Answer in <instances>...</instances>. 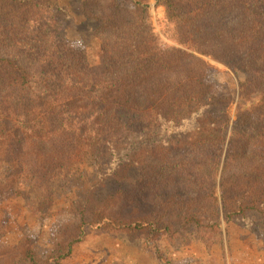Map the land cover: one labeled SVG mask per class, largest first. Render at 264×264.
Masks as SVG:
<instances>
[{
    "label": "trees",
    "instance_id": "trees-1",
    "mask_svg": "<svg viewBox=\"0 0 264 264\" xmlns=\"http://www.w3.org/2000/svg\"><path fill=\"white\" fill-rule=\"evenodd\" d=\"M155 1L166 8L185 49L153 47L148 0H85L86 17L101 20L96 36L104 53V77L96 83L88 63L59 46L54 34L42 31L41 42L25 34L20 42L4 43L0 126L9 140L75 143L81 136L75 123L85 119L104 130L92 151L101 164L115 158V174L137 168L177 137L199 142L207 158L198 159L199 174L191 181L204 191L198 202H206L218 219L222 205L227 217L264 214V0ZM48 20V31L56 32L60 22L52 12ZM204 57L248 74L241 83L247 96L261 95L251 108H237L220 184L219 153L233 102L230 95H216L215 85L205 80L210 62ZM95 88L98 95L92 96ZM199 208L192 206L187 214L197 217L203 213ZM146 219L119 226L148 232ZM26 259L37 264L31 250Z\"/></svg>",
    "mask_w": 264,
    "mask_h": 264
},
{
    "label": "rangeland",
    "instance_id": "rangeland-1",
    "mask_svg": "<svg viewBox=\"0 0 264 264\" xmlns=\"http://www.w3.org/2000/svg\"><path fill=\"white\" fill-rule=\"evenodd\" d=\"M148 1L153 47L185 49L166 8ZM85 5V0H0L1 55L8 53L4 43L20 42L25 34L41 42L44 31L88 63L94 83L101 81L104 53L96 36L101 20L86 17ZM50 12L60 22L56 32L48 31ZM30 32L36 35L30 38ZM204 58L210 62L205 80L215 85L216 95H230L233 102L219 153L220 184L237 108H251L261 95L247 96L241 83L248 74ZM75 124L81 128L75 143L30 134L31 140H9L0 126V264H28V250L37 264H264V214L227 217L222 205L218 219L206 202H198L204 191L191 181L199 174L198 159L207 158L199 142L177 137L137 168L115 174V158L101 164L92 151L104 130L85 119ZM192 206L203 213L187 214ZM140 217L151 230L119 226L136 225Z\"/></svg>",
    "mask_w": 264,
    "mask_h": 264
}]
</instances>
